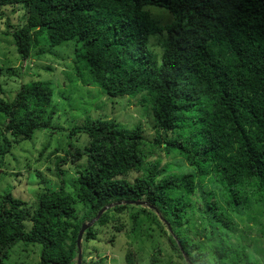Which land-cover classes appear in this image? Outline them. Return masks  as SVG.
Instances as JSON below:
<instances>
[{
    "label": "trees",
    "instance_id": "trees-1",
    "mask_svg": "<svg viewBox=\"0 0 264 264\" xmlns=\"http://www.w3.org/2000/svg\"><path fill=\"white\" fill-rule=\"evenodd\" d=\"M149 6L164 8L172 20L157 24ZM9 7L21 11L18 22L4 14ZM2 15L21 65H0V78L21 80L11 98L0 84V166L38 130L58 129L77 141L55 161L57 176L66 175L60 186L45 187L33 203L1 196L0 264L19 242L39 245L36 264H77L81 226L111 203L83 232L81 264H106L96 248L88 249L90 241L102 228L114 238L129 220L130 235L140 216L159 227L170 250L167 264H264L216 231L229 228L231 217L204 187L210 177L222 184L229 205L246 207L250 196L240 190L249 184L264 201V0H0ZM156 34L159 58L148 44ZM67 42L66 78L79 77L110 97L142 94L152 138L140 125L88 110L70 128L52 124L51 80L21 69ZM162 158L170 160L161 165ZM176 159L185 163L182 172ZM131 172L138 175L129 180ZM195 194L207 224L192 218ZM124 260L136 264L134 252L128 249Z\"/></svg>",
    "mask_w": 264,
    "mask_h": 264
},
{
    "label": "rangeland",
    "instance_id": "rangeland-1",
    "mask_svg": "<svg viewBox=\"0 0 264 264\" xmlns=\"http://www.w3.org/2000/svg\"><path fill=\"white\" fill-rule=\"evenodd\" d=\"M153 19L159 25H164L172 20V15L164 8L149 6L148 8ZM5 15L9 16L10 23L18 22L21 11L9 8H2ZM0 17V65L12 66L14 69L20 67V59L15 46L10 43V38L3 34L6 29L4 15ZM159 35L149 37V47L156 58L161 55ZM71 42L53 47L50 54H46L38 59L31 58L23 62L22 71L31 75L33 71L38 72L43 80H51L52 104L55 112L52 115V124L55 126L72 127L80 124L85 118V111H94L95 115H106L109 118H116L123 126L133 127L140 125L147 138H152L155 131L151 128V109L147 101L141 102L142 94L136 96H107L101 88L96 85L83 83L81 78L72 76L67 79L65 71H71ZM70 45V46H66ZM25 65V66H24ZM51 65L52 70H44L41 66ZM39 66V67H38ZM29 68V69H28ZM26 74V75H28ZM20 77L0 78L3 90L7 91L6 96L11 98L14 94L15 83L20 82ZM18 87V85H17ZM58 130V129H57ZM46 128L34 133L31 140H23L13 146L11 151L4 156L3 164L0 166V198L10 192L14 197L22 198L26 201L36 199V196L45 187H57L61 185V178L57 176L55 161L57 157L64 155V148H69V142L77 141L75 136L66 135V132ZM47 148L45 144H47ZM59 150L54 152V149ZM54 152V153H52ZM163 152H161V155ZM169 161V158H162L161 165ZM172 159V158H171ZM173 161V159H172ZM175 165L179 172L183 171L185 163L176 159ZM69 163L64 167L68 175H74V169L68 168ZM138 172H131L128 176L132 180ZM204 187L213 191L215 198L225 208V212L231 217L229 228L220 227L216 229L223 236L224 240L236 248H244L251 260L259 259L264 263V201L258 199L256 194H251V186L244 185L240 193L250 196L248 206L239 202L235 206L229 205L227 192L222 184L213 181L209 177ZM194 205L193 219L196 224H207L208 220L202 216L197 195L191 197ZM79 215L83 210L80 209ZM206 213V211H205ZM120 232L102 228L98 239L90 241L88 249L96 248L98 255L104 257L106 264H125L124 255L128 249L134 252L136 264H167V257L170 250L167 244L159 236L160 229L152 224L144 216L139 218V226L129 233L132 223ZM210 225V224H209ZM152 227L150 229L149 227ZM198 228V227H197ZM142 229L145 234H142ZM160 241V246H158ZM39 245H24L19 242L13 246L9 258L5 264H36L39 260ZM96 254L89 253V257L95 258ZM159 260L153 263V258Z\"/></svg>",
    "mask_w": 264,
    "mask_h": 264
},
{
    "label": "water",
    "instance_id": "water-1",
    "mask_svg": "<svg viewBox=\"0 0 264 264\" xmlns=\"http://www.w3.org/2000/svg\"><path fill=\"white\" fill-rule=\"evenodd\" d=\"M136 204H139V201L135 202ZM115 203H111L109 205H105L103 206L97 213L96 217H94L93 219H91L90 221H88L87 223H84L77 235V239H76V244H77V248H78V252H77V264H81V257H82V247H81V240H82V235L83 232L85 230V228L89 227L100 215L102 212H104L107 208L113 206Z\"/></svg>",
    "mask_w": 264,
    "mask_h": 264
}]
</instances>
